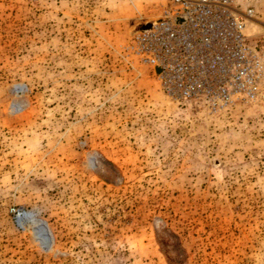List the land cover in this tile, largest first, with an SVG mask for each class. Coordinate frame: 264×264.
Segmentation results:
<instances>
[{
	"label": "rangeland",
	"instance_id": "rangeland-1",
	"mask_svg": "<svg viewBox=\"0 0 264 264\" xmlns=\"http://www.w3.org/2000/svg\"><path fill=\"white\" fill-rule=\"evenodd\" d=\"M164 4L0 0V264H264V96L211 113L130 68Z\"/></svg>",
	"mask_w": 264,
	"mask_h": 264
},
{
	"label": "built area",
	"instance_id": "built-area-1",
	"mask_svg": "<svg viewBox=\"0 0 264 264\" xmlns=\"http://www.w3.org/2000/svg\"><path fill=\"white\" fill-rule=\"evenodd\" d=\"M239 2L165 0L160 16L143 19L149 28L133 30L123 56L130 68L152 72L167 96L201 99L211 113L255 102L264 96V47L251 43L253 10Z\"/></svg>",
	"mask_w": 264,
	"mask_h": 264
},
{
	"label": "water",
	"instance_id": "water-1",
	"mask_svg": "<svg viewBox=\"0 0 264 264\" xmlns=\"http://www.w3.org/2000/svg\"><path fill=\"white\" fill-rule=\"evenodd\" d=\"M151 23H152L151 21L145 22V23H141L134 30H137V29H140V30L141 29H147V28H149L151 26Z\"/></svg>",
	"mask_w": 264,
	"mask_h": 264
}]
</instances>
